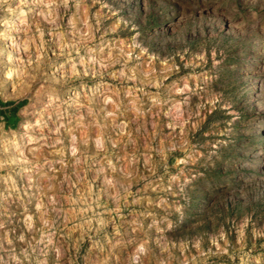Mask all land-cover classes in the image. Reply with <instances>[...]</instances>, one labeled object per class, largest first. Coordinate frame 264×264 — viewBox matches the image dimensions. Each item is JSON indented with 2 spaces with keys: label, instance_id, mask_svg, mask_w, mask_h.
<instances>
[{
  "label": "clouds",
  "instance_id": "1",
  "mask_svg": "<svg viewBox=\"0 0 264 264\" xmlns=\"http://www.w3.org/2000/svg\"><path fill=\"white\" fill-rule=\"evenodd\" d=\"M112 3L0 0V264H264V200L215 177L248 113L193 100L247 0H210L224 31L166 48Z\"/></svg>",
  "mask_w": 264,
  "mask_h": 264
},
{
  "label": "rangeland",
  "instance_id": "2",
  "mask_svg": "<svg viewBox=\"0 0 264 264\" xmlns=\"http://www.w3.org/2000/svg\"><path fill=\"white\" fill-rule=\"evenodd\" d=\"M209 3L210 0H113L109 8L103 9V14L111 16L115 12L117 16L143 21L146 25L143 33L149 42L166 48L168 40L165 30L169 28L188 35L197 32L203 34L206 29L212 28L213 37L217 32L224 31L219 12L213 14ZM246 7L250 11L244 18L246 23L243 30L237 28L226 33L225 42H228L230 53L226 59L221 46L216 48L215 60L211 55L213 49L203 46L208 52V62L203 70L196 68V73L208 78L207 81L201 78L200 87L203 88L205 83L208 87L196 93L193 100L198 95L211 105L227 96L229 103L236 99L247 111L243 125L239 126L240 139L245 143L243 147L240 144L233 147L224 165L218 168L215 173L217 189L224 188L219 181L227 177L231 181L228 195L234 197L255 186L251 195L264 200V2L247 0ZM219 11L229 18L233 15L229 6ZM3 15L0 13V16ZM189 54H192L191 49ZM228 119L226 112L218 107L207 115L205 127L226 128ZM207 198L205 193L204 200ZM255 255H264V249L258 245ZM235 264H239V258Z\"/></svg>",
  "mask_w": 264,
  "mask_h": 264
}]
</instances>
